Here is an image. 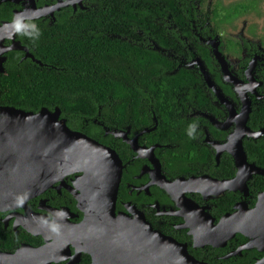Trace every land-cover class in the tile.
<instances>
[{
	"label": "flooded vegetation",
	"instance_id": "af4514ba",
	"mask_svg": "<svg viewBox=\"0 0 264 264\" xmlns=\"http://www.w3.org/2000/svg\"><path fill=\"white\" fill-rule=\"evenodd\" d=\"M56 1L35 0V5ZM62 1L69 3L63 10L75 14L91 0ZM157 1L151 17L142 12L143 26L125 24L124 32L110 36L156 54L158 78H178L170 96L162 93L157 102L144 92L138 113L125 107L123 122L112 113L106 120L102 113L115 112L116 106H98L94 118L81 117L90 121L88 132L95 139L72 129L108 147L120 160L116 218L88 224L75 197L80 174L50 173L51 183L37 193L35 170L21 178L3 163L0 264H188V258L201 264H257L264 259V246L243 249L252 238L235 234L224 239L215 230L225 216L255 207L264 191V174L252 175L246 184L239 181L233 191L207 181L236 177L229 150L245 126L260 133L241 139L246 160L264 170L249 160L245 149L246 142H264V0H172L173 9ZM1 4L11 10L0 12V24L10 22L22 6ZM58 13L35 22L48 27ZM21 37L15 40L28 50ZM12 52L19 54L18 63L43 66L29 50L34 60L10 51L5 72ZM60 118L66 120L61 112ZM61 210L67 215H57Z\"/></svg>",
	"mask_w": 264,
	"mask_h": 264
},
{
	"label": "trees",
	"instance_id": "16d2710c",
	"mask_svg": "<svg viewBox=\"0 0 264 264\" xmlns=\"http://www.w3.org/2000/svg\"><path fill=\"white\" fill-rule=\"evenodd\" d=\"M164 4L165 9H173L172 0H164ZM157 5V0H91L85 10L75 14L60 10L56 22L48 27L37 23L41 30L37 42L20 39L43 66L28 60L18 63L19 54L10 53L6 72L0 76V107L33 113L58 108L70 130L94 138L88 132L90 121L86 124L82 118H94L98 106H116L117 111L102 113L106 120L112 113L123 122L125 107L133 106V113H138L144 92L157 102L162 93L170 96L178 78H158V56L110 36L124 32L125 24L143 26L142 12L147 10L151 17ZM10 10V5L0 4V12ZM245 149L249 160L264 166L263 141L246 142Z\"/></svg>",
	"mask_w": 264,
	"mask_h": 264
},
{
	"label": "water",
	"instance_id": "95a60500",
	"mask_svg": "<svg viewBox=\"0 0 264 264\" xmlns=\"http://www.w3.org/2000/svg\"><path fill=\"white\" fill-rule=\"evenodd\" d=\"M6 1L22 3L21 10L14 13L35 12L36 20L46 16L52 17L54 12L69 6L68 2L62 0H57L52 6L45 5L41 8L36 7L35 0H0V4ZM7 23L9 22L0 24V75L5 72L3 67L5 55L10 51H22L25 53L24 58L34 60L28 50L15 40L17 35L8 38L9 30L3 28ZM6 40L11 41L10 46H4ZM259 135L260 133L250 132L245 126L238 136L236 145L229 150L237 169V175L233 180L207 181L217 184L219 189L233 191L239 181L246 184L252 175H263L264 170L248 164L241 143L244 136L256 138ZM3 163L11 164L12 167L8 169L18 172L21 178L29 174V171L35 170L37 193L51 183L50 173L56 172L59 177L80 174L74 183L79 191L75 197L86 212L88 224H94L98 219L110 223L116 218L114 207L122 167L118 156L108 147L86 135L70 130L66 120L60 118L58 108L53 111L41 108L37 113H33L13 107H0V170L5 169L1 166ZM194 183L197 184L198 181ZM215 230L223 234L224 239H231L235 234L252 238L253 240L243 249L255 245L264 246V191L258 195L253 209L245 207L238 213L225 216ZM188 259V264H201ZM257 264H264V259Z\"/></svg>",
	"mask_w": 264,
	"mask_h": 264
},
{
	"label": "clouds",
	"instance_id": "9594fccd",
	"mask_svg": "<svg viewBox=\"0 0 264 264\" xmlns=\"http://www.w3.org/2000/svg\"><path fill=\"white\" fill-rule=\"evenodd\" d=\"M37 14L35 12H18L14 13L9 23L3 25L8 29V38L11 39L16 35H20L32 43L37 42L41 37V30L35 22ZM194 127V126H193ZM59 216H66L67 213L61 210L57 213ZM53 231H58V226H53Z\"/></svg>",
	"mask_w": 264,
	"mask_h": 264
},
{
	"label": "rangeland",
	"instance_id": "374dc122",
	"mask_svg": "<svg viewBox=\"0 0 264 264\" xmlns=\"http://www.w3.org/2000/svg\"><path fill=\"white\" fill-rule=\"evenodd\" d=\"M226 1H232V0H226ZM233 1H235V0H233ZM232 1V2H233ZM261 9H262V6H261ZM249 16H252V15H249ZM246 21H248V20H246ZM241 20L240 21H238V25H240L241 24ZM233 26L235 27L236 25L235 24H233ZM238 27H240V26H237V29H238Z\"/></svg>",
	"mask_w": 264,
	"mask_h": 264
}]
</instances>
